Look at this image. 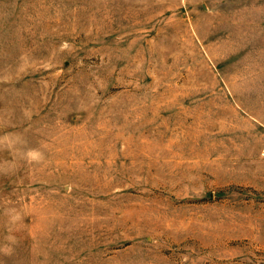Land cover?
Returning <instances> with one entry per match:
<instances>
[{
	"label": "rangeland",
	"instance_id": "rangeland-1",
	"mask_svg": "<svg viewBox=\"0 0 264 264\" xmlns=\"http://www.w3.org/2000/svg\"><path fill=\"white\" fill-rule=\"evenodd\" d=\"M0 264H264V0H0Z\"/></svg>",
	"mask_w": 264,
	"mask_h": 264
}]
</instances>
